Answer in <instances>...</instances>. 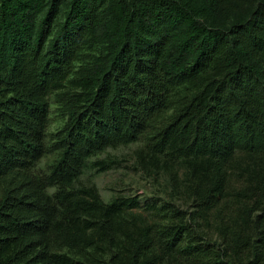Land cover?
<instances>
[{"label": "trees", "instance_id": "obj_1", "mask_svg": "<svg viewBox=\"0 0 264 264\" xmlns=\"http://www.w3.org/2000/svg\"><path fill=\"white\" fill-rule=\"evenodd\" d=\"M0 264H264V0H0Z\"/></svg>", "mask_w": 264, "mask_h": 264}, {"label": "rangeland", "instance_id": "obj_2", "mask_svg": "<svg viewBox=\"0 0 264 264\" xmlns=\"http://www.w3.org/2000/svg\"><path fill=\"white\" fill-rule=\"evenodd\" d=\"M50 118V130H54L61 123L54 105L51 106ZM134 148L135 145L132 144L117 149H108L107 152L99 154L98 157H104L106 154L111 157L115 156L117 163L105 172L87 171L82 176V180L93 179L104 200H108L116 194L135 196L142 207L148 204L161 205L165 201H172L168 184L163 177L148 176L138 169L133 153ZM175 202L183 208L187 207L181 200ZM210 235L216 238L212 232Z\"/></svg>", "mask_w": 264, "mask_h": 264}]
</instances>
